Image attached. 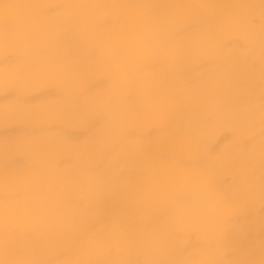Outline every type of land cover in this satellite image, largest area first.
Instances as JSON below:
<instances>
[{
	"label": "clouds",
	"instance_id": "obj_1",
	"mask_svg": "<svg viewBox=\"0 0 264 264\" xmlns=\"http://www.w3.org/2000/svg\"><path fill=\"white\" fill-rule=\"evenodd\" d=\"M0 264H264V0H0Z\"/></svg>",
	"mask_w": 264,
	"mask_h": 264
},
{
	"label": "bare ground",
	"instance_id": "obj_2",
	"mask_svg": "<svg viewBox=\"0 0 264 264\" xmlns=\"http://www.w3.org/2000/svg\"><path fill=\"white\" fill-rule=\"evenodd\" d=\"M58 96V93L55 89H45L41 92L35 94L32 99L33 100H40V99H56ZM17 129H6L7 132H15ZM71 137L76 139L83 138L84 135H86L85 131H73L70 133ZM232 142V134L227 131H222L214 136H211L210 139L207 142V147L210 153L212 154H219L225 151L226 148L231 144Z\"/></svg>",
	"mask_w": 264,
	"mask_h": 264
}]
</instances>
